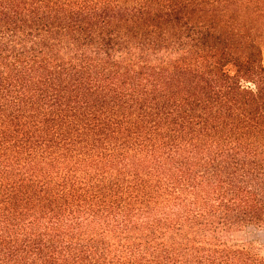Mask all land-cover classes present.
Here are the masks:
<instances>
[{
  "label": "trees",
  "instance_id": "16d2710c",
  "mask_svg": "<svg viewBox=\"0 0 264 264\" xmlns=\"http://www.w3.org/2000/svg\"><path fill=\"white\" fill-rule=\"evenodd\" d=\"M264 0H0V264H264Z\"/></svg>",
  "mask_w": 264,
  "mask_h": 264
},
{
  "label": "rangeland",
  "instance_id": "374dc122",
  "mask_svg": "<svg viewBox=\"0 0 264 264\" xmlns=\"http://www.w3.org/2000/svg\"><path fill=\"white\" fill-rule=\"evenodd\" d=\"M264 64V49H263ZM235 237L242 241L252 242L258 251L264 255V227L249 225L244 230L235 233Z\"/></svg>",
  "mask_w": 264,
  "mask_h": 264
}]
</instances>
